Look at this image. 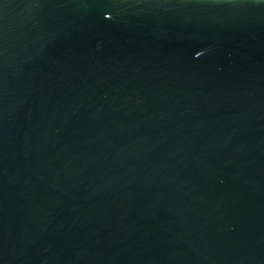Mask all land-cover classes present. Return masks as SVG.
Wrapping results in <instances>:
<instances>
[{
	"label": "water",
	"instance_id": "water-1",
	"mask_svg": "<svg viewBox=\"0 0 264 264\" xmlns=\"http://www.w3.org/2000/svg\"><path fill=\"white\" fill-rule=\"evenodd\" d=\"M0 264H264V0H0Z\"/></svg>",
	"mask_w": 264,
	"mask_h": 264
}]
</instances>
